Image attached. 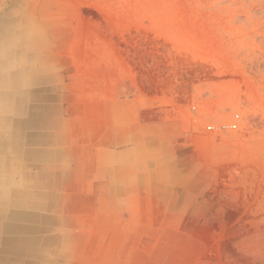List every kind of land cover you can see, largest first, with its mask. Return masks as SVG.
Segmentation results:
<instances>
[{
  "label": "rangeland",
  "instance_id": "rangeland-1",
  "mask_svg": "<svg viewBox=\"0 0 264 264\" xmlns=\"http://www.w3.org/2000/svg\"><path fill=\"white\" fill-rule=\"evenodd\" d=\"M63 1L52 63L116 95L136 154L116 200L37 264H264V0Z\"/></svg>",
  "mask_w": 264,
  "mask_h": 264
},
{
  "label": "crops",
  "instance_id": "crops-1",
  "mask_svg": "<svg viewBox=\"0 0 264 264\" xmlns=\"http://www.w3.org/2000/svg\"><path fill=\"white\" fill-rule=\"evenodd\" d=\"M35 7L37 18L20 14ZM67 7L0 0V264L44 261L132 181L134 134L116 95L84 96L52 63L49 25L66 23Z\"/></svg>",
  "mask_w": 264,
  "mask_h": 264
},
{
  "label": "built area",
  "instance_id": "built-area-1",
  "mask_svg": "<svg viewBox=\"0 0 264 264\" xmlns=\"http://www.w3.org/2000/svg\"><path fill=\"white\" fill-rule=\"evenodd\" d=\"M229 126L231 128H237L238 126V114H235L234 117L232 118L231 122L229 123ZM212 126L208 125L207 128L210 129Z\"/></svg>",
  "mask_w": 264,
  "mask_h": 264
},
{
  "label": "bare ground",
  "instance_id": "bare-ground-1",
  "mask_svg": "<svg viewBox=\"0 0 264 264\" xmlns=\"http://www.w3.org/2000/svg\"><path fill=\"white\" fill-rule=\"evenodd\" d=\"M91 10V9H90ZM90 14H92V15H95V13L93 12V11H90ZM232 215V214H231ZM232 218V217H231Z\"/></svg>",
  "mask_w": 264,
  "mask_h": 264
}]
</instances>
